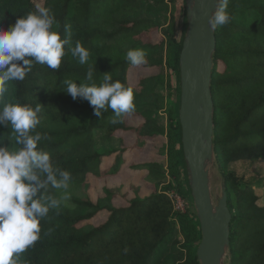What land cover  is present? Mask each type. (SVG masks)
Wrapping results in <instances>:
<instances>
[{
	"label": "trees",
	"instance_id": "obj_1",
	"mask_svg": "<svg viewBox=\"0 0 264 264\" xmlns=\"http://www.w3.org/2000/svg\"><path fill=\"white\" fill-rule=\"evenodd\" d=\"M174 5L175 0H0V28L47 8L55 18L51 30L68 41L59 68L33 61L24 80L9 81L0 96V110L6 103L40 107V124L29 135L51 138H42L37 150L50 154L57 180V169L71 174L69 200L50 208L40 221V239L19 255V264H200L198 217L175 209L159 160L134 158L147 150L160 158L167 150L172 176L178 180L182 171L193 201L180 121L172 109L166 124L160 121L164 91L172 87L167 70L181 81ZM228 11L230 23L213 30L210 85L213 155L231 215L226 252L228 264H264V170L259 168L264 165V0H230ZM77 42L89 51L85 64L71 54ZM129 49L144 50L146 62L132 66ZM134 69L146 75L131 84ZM105 75L111 76L109 83L119 80L133 89L135 111L116 124L111 109L96 116L89 101L66 91L67 80L99 86ZM97 139L109 146L98 148ZM0 147H23L10 122L0 124ZM117 177L125 181L117 185L112 181ZM62 193L49 182L36 198Z\"/></svg>",
	"mask_w": 264,
	"mask_h": 264
},
{
	"label": "clouds",
	"instance_id": "obj_2",
	"mask_svg": "<svg viewBox=\"0 0 264 264\" xmlns=\"http://www.w3.org/2000/svg\"><path fill=\"white\" fill-rule=\"evenodd\" d=\"M229 2L217 0L216 10L209 18L211 30L230 23ZM54 22L49 9L38 8L18 18L7 30L0 28V96L8 91L5 85L9 81L24 80L33 61L53 69L59 68L65 56L64 45L68 41L51 30ZM71 54L79 58L80 64L89 59V51L79 42L71 49ZM126 58L134 67L146 62L142 49H129ZM19 61L23 65L17 63ZM91 76L89 71L88 79ZM111 79L110 75H105L99 86H77L67 80L66 91L73 99L80 97L89 101L96 116H101L102 109H111L115 113L111 123L116 124L122 122L125 114L135 111V104L133 89L119 80L109 83ZM39 111V106L33 109L21 103H6L0 110V124L10 122L17 143L23 145L15 151L0 147V264H19V255L40 239V221L48 215L50 208H58L70 198V172L57 169L61 177L57 180L50 154L37 150L42 138H51L40 132L29 135L40 124ZM39 173L45 174L46 179L41 180ZM49 182L53 188L63 190L62 195L37 199L39 190Z\"/></svg>",
	"mask_w": 264,
	"mask_h": 264
},
{
	"label": "water",
	"instance_id": "obj_3",
	"mask_svg": "<svg viewBox=\"0 0 264 264\" xmlns=\"http://www.w3.org/2000/svg\"><path fill=\"white\" fill-rule=\"evenodd\" d=\"M216 5L217 0H214V7L210 11L211 0H194L189 38L182 47L180 61V79L183 82L180 125L182 145L191 177L193 202L200 222L201 242L197 249L200 264H221L228 247V228L231 222L225 193L217 207L213 206L202 161L203 155L213 154V103L210 85L211 56L215 49V40L209 18L214 14ZM184 54H187L186 61L183 59ZM204 60L206 64L202 67ZM186 71L188 81L185 80ZM199 105L202 109V120L196 125L195 113ZM201 142L205 147L200 152Z\"/></svg>",
	"mask_w": 264,
	"mask_h": 264
},
{
	"label": "rangeland",
	"instance_id": "obj_4",
	"mask_svg": "<svg viewBox=\"0 0 264 264\" xmlns=\"http://www.w3.org/2000/svg\"><path fill=\"white\" fill-rule=\"evenodd\" d=\"M194 5L193 0H175V5L173 6V36L176 41V48L178 45H186L187 40L189 38V32H190V15H189V8ZM212 5L214 7V0L212 1ZM212 7V9H213ZM171 11V9H170ZM181 55L182 51L180 52L179 55V62L181 61ZM167 74L169 77V80L172 81V87H170L167 91H164V96H165V103H166V108L164 111L160 113V121L163 125L166 124V119H167V113L169 109H172L180 121V112H181V104H182V96H183V82H177L174 77V73L170 70H167ZM146 71L143 69H134L131 70V75H130V83L135 84L138 80L139 77L145 76ZM182 77V76H181ZM98 148H104L105 145L102 142H100L98 139ZM112 145H116L115 142L112 143ZM176 148L178 149V142L175 143ZM152 150H147L144 153L134 155L136 158V161H139L141 159L140 156H145V158H149V160H159L161 162V165L163 166V173H164V181L163 183L165 185H170L172 189L168 191L169 197L172 196L174 200H172L173 204H175V198H179L180 201L183 203V211H189L192 214H196L197 216V211L194 205V202L190 199L189 196H187L186 193V188H185V176L183 175L182 171L179 174V179L177 180L174 176H172L173 172L169 170L168 166V152L167 150L164 151V155L159 158L158 155H156L153 151V155L150 153ZM255 167H253L254 169ZM260 169L264 170V165L259 166ZM241 170H249L251 168L244 169L243 167L240 168ZM206 176H207V185H208V190L210 193V198L212 200L213 206L217 207L218 202L223 196L224 193V188H223V180L218 172L215 161H214V155L212 154L209 156V162L206 168ZM127 173V172H126ZM129 174V173H127ZM175 178V179H174ZM114 183L117 185H120L124 180L123 177H117L113 179ZM180 182V184H177V182ZM189 181H191V177H189ZM135 184H139V181H133ZM95 186L98 188V190L101 189L103 186L102 181H98L95 183ZM128 188V185L126 186L125 189ZM148 189H144L142 191L143 194L147 193ZM182 192L185 196L183 198L178 192ZM181 211V212H183ZM221 264H228V257H227V252L225 251V256L223 257V260Z\"/></svg>",
	"mask_w": 264,
	"mask_h": 264
},
{
	"label": "bare ground",
	"instance_id": "obj_5",
	"mask_svg": "<svg viewBox=\"0 0 264 264\" xmlns=\"http://www.w3.org/2000/svg\"><path fill=\"white\" fill-rule=\"evenodd\" d=\"M194 1V0H193ZM212 1L213 0H211V6H210V11H212V7H213V5H212ZM193 6L194 5H192L190 8H189V15H190V18H191V15H192V13H193ZM209 37H211V35H209ZM183 59H184V61H186V59H187V54L185 55L184 54V56H183ZM206 64V61L204 60L203 61V63H202V67H204V65ZM185 80L186 81H188V71H186L185 72ZM201 108H200V105L197 107V109H196V113H195V124L196 125H198L200 122H201V120H202V112H201ZM205 147V144L203 143V142H201V144H200V152L202 151V149ZM202 156V155H201ZM202 161H203V167H204V169H205V171H206V168H207V165H208V162H209V156H205V155H203L202 156ZM209 191V190H208ZM208 194L210 195V193L208 192ZM225 256V254L223 255V257ZM223 257H222V259L221 260H223ZM222 262V261H221Z\"/></svg>",
	"mask_w": 264,
	"mask_h": 264
},
{
	"label": "built area",
	"instance_id": "obj_6",
	"mask_svg": "<svg viewBox=\"0 0 264 264\" xmlns=\"http://www.w3.org/2000/svg\"><path fill=\"white\" fill-rule=\"evenodd\" d=\"M170 198H171L172 200H174L172 196H170ZM174 206H175V209H176L177 211H183V210H182V209H183V203H182V201H180V199L177 198V197L175 198V204H174Z\"/></svg>",
	"mask_w": 264,
	"mask_h": 264
}]
</instances>
